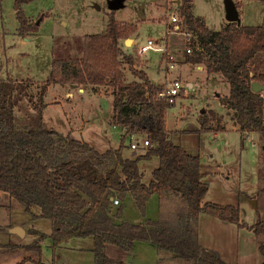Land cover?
I'll list each match as a JSON object with an SVG mask.
<instances>
[{"label": "trees", "instance_id": "trees-1", "mask_svg": "<svg viewBox=\"0 0 264 264\" xmlns=\"http://www.w3.org/2000/svg\"><path fill=\"white\" fill-rule=\"evenodd\" d=\"M32 1L13 3L18 33L24 37L36 33L39 26L25 15L24 6ZM194 2L181 0L178 6L180 31L193 35L186 61L202 64L208 72H221L229 82L230 93L221 100L234 110L242 137L264 134V91L252 88L254 81L264 83V24L228 22L214 31L193 13ZM136 31V25L110 17L103 33L83 37L79 53L58 57L54 52L50 71L35 94L29 91L34 84L30 79H0V199L9 197L29 212L37 206L40 212L33 217L51 223L50 234L35 232L38 239L26 248L40 251L39 243L45 238L58 244L92 236L94 264H130L107 256L105 246L114 245L132 255L138 241L152 243L160 254L172 255L180 264H228L200 244L199 217L207 213L252 230L259 264H264V217L257 211V221L247 225L242 223L239 205L205 201L209 184L203 179L200 155L187 152L168 133L166 114L172 103L158 96L164 87L151 80L144 68H136V57L122 45ZM126 69L133 76L130 80ZM51 84L90 86L93 91L110 88V124L127 133L148 135L147 150L128 157L123 144L102 151L71 132L44 127L43 98ZM200 124L203 131L220 127L207 118H201ZM153 157L160 159V165L146 184L139 162ZM263 191L261 185L259 193ZM153 194L162 201L177 202L171 219L165 213L156 220L120 218V201L126 195L144 214ZM115 198L118 205L113 204Z\"/></svg>", "mask_w": 264, "mask_h": 264}, {"label": "rangeland", "instance_id": "rangeland-1", "mask_svg": "<svg viewBox=\"0 0 264 264\" xmlns=\"http://www.w3.org/2000/svg\"><path fill=\"white\" fill-rule=\"evenodd\" d=\"M234 1L238 5L241 25L264 24V0ZM13 3L14 0H0V79H30L34 84L29 91L35 94L50 71L54 52L58 57H65L69 52L79 53L83 37L103 33L110 17L118 23L136 25L137 31L129 37L131 41L127 46L121 41L136 57V68H144L147 58L151 80L163 84L179 79L185 87L168 110L167 125L175 143L191 154L200 155L203 179L209 184L205 201L239 205L242 218L249 224L257 220V211L264 217V191L259 193L260 186H264V134L253 132L242 137L239 131L229 130L214 136L211 131H195L200 126L198 117L203 114L200 113L205 106L203 102L221 109L217 94L228 95L230 85L219 74L208 76L206 67L199 70L192 63H182L191 46L183 31L169 32L173 28L169 27L172 23L167 16L178 15V0H125L124 6L116 10L109 8L108 0H34L24 6V11L28 20L38 21L39 26L36 33L25 37L18 33ZM193 13L206 18L208 27L214 31L222 30L228 23L224 0H195ZM149 36L155 38L157 48H166L164 55L161 50L139 53V47ZM169 61L175 63V68L168 71ZM125 73L128 80L133 78L127 69ZM68 90L73 92L70 98L65 96ZM99 94L87 90L80 93L69 84L49 85L43 98L42 125L64 134L71 132L102 151L123 144V153L128 157H132L133 152H145L148 145L130 149L129 137L120 138V129L109 124L112 115L110 88H102ZM146 138L148 135L142 134L132 141L143 142ZM139 165L144 174L143 182L148 184L160 159H144ZM176 203L162 201L158 194H153L143 214L135 200L126 195L120 201L121 218L125 221L156 220L165 213L171 219ZM39 212L37 206L29 212L9 197L0 199V264H17L22 260L24 264H94L92 236L72 237L55 247L50 238H45L39 243L40 251L28 250L26 246L38 239L35 232H51L48 219L33 217ZM212 219L216 218L207 213L200 215L203 242L217 246L236 264H259L261 256L253 232L245 229L238 236L235 228H231L229 234L215 231L209 224ZM233 225L231 227H237ZM14 226L21 227L24 235L11 232ZM104 252L114 259L128 260L130 264H180L172 255L160 254L150 242H136L132 255L114 245H106Z\"/></svg>", "mask_w": 264, "mask_h": 264}, {"label": "crops", "instance_id": "crops-1", "mask_svg": "<svg viewBox=\"0 0 264 264\" xmlns=\"http://www.w3.org/2000/svg\"><path fill=\"white\" fill-rule=\"evenodd\" d=\"M168 16V15H167ZM205 20H206V18H205ZM207 22V21H206ZM172 24L169 26V27H171L172 28ZM133 42H135V40H133ZM143 44V43H142ZM124 45L125 46H127L126 44H125V41H124ZM132 47V46H131ZM131 47H129V48H131ZM170 49V46H169V44H167V49ZM168 49V50H169ZM169 52H170V50H169ZM164 53L165 52H163V55H164ZM172 53V52H171ZM163 57V56H162ZM182 61V63H188L187 61H186V57H185V59H183V60H181ZM148 59L147 58H145V65L143 66L144 67V69L147 71V67H148ZM195 65V64H194ZM197 66V68L199 69V70H202L205 66L204 65H202V64H197L196 65ZM167 70L169 71L170 69H169V67H167ZM208 71V70H207ZM208 76H210V75H214V74H219V75H221L222 76V78H224L225 79V77L223 76V74L221 73V72H215V71H213V72H208ZM210 78V77H209ZM208 78V79H209ZM155 82V81H154ZM156 84H159V85H162L163 87H166L169 83H171V82H168V83H157V82H155ZM165 84V85H164ZM193 84H189V86L191 87ZM71 86H75L76 87V91L77 92H80V93H84L86 90L88 91V92H90V93H92V94H96V95H100L99 94V92L101 91V89L102 88H99L98 89V91H93L92 90V88L90 87V86H77V85H71ZM48 89V88H47ZM104 90V89H103ZM67 93L65 94V96H68L67 98H70L69 96H73V92L72 91H70V90H68V91H66ZM229 95V94H228ZM225 96H227V95H221V94H217V99H218V101H219V104H220V106H219V108L221 107V109H218L217 107H214L213 105H211L210 103H205V102H203L204 104H205V106L202 108V110H201V112L200 113H203V114H205V116L204 117H201L202 116V114L200 115V117H198V120H199V118L201 119V118H207L208 120H209V123L211 124V125H214V126H220L219 127V129H216V130H214V131H211V132H214V136H217L218 135V133L219 132H221V131H229V130H237V131H239L240 132V126H239V124L237 123V121H236V118H235V112H234V110H232V109H229V108H227L224 104H223V102H222V97H225ZM66 98V99H67ZM178 98H180V97H177L176 98V100L173 102V103H175L176 101H177V99ZM194 98H196V99H198L197 98V96L195 95L194 96ZM172 103V104H173ZM209 105V107H206V106H208ZM168 110H169V108H168ZM168 110H167V114H168ZM207 110V111H206ZM206 111V112H205ZM167 114H166V125H167ZM112 116V115H111ZM111 118V117H110ZM109 118V119H110ZM82 120H84L83 118H82ZM108 122H109V120H108ZM199 122H200V120H199ZM110 124V123H109ZM115 127H118L119 129H120V138H126V137H128L127 136V132H126V130L124 129V128H122L121 126H115ZM167 130H168V133H169V135H170V137L172 138V134L170 133V129L168 128V125H167ZM195 131H197V132H207V131H203L202 129H201V124H200V126L195 130ZM249 134H251V133H248V134H246V135H249ZM173 140V139H172ZM174 141V140H173ZM177 144V143H176ZM180 145V144H179ZM141 146H143L142 145V141H141V145H140V147ZM139 147V148H140ZM138 148V149H139ZM185 149V148H184ZM137 150V149H136ZM188 152V151H187ZM142 153V152H141ZM144 153V152H143ZM190 153V152H189ZM133 155H136L137 154V152H133L132 153ZM195 155H197V154H195ZM205 175V174H204ZM254 198L256 199V196H254ZM36 214H38V213H36ZM243 217V216H242ZM121 218V217H120ZM216 218V217H215ZM122 219V218H121ZM199 219H200V217H199ZM123 220V219H122ZM137 220H142V219H137ZM146 220V219H145ZM145 220H142V221H145ZM213 221H210L209 222V224L210 225H212L213 227H214V230L215 231H222V232H227L228 234H229V232L228 231H231L232 229L231 228H235V230H236V234L239 236L240 234H241V232L243 231V230H245V229H247L248 231H250V232H253L252 230H250L248 227H240V226H238L237 224H235L234 223V225L235 226H237V227H231V224H233V223H227V222H223L222 220L221 221H217V220H220V219H218V218H216V219H212ZM257 221V220H256ZM255 221V222H256ZM222 222V223H221ZM255 222H253V223H251V224H249L247 221H245L243 218H242V223H245V224H247V225H253ZM233 225V226H234ZM236 228H238V229H236ZM200 229V228H199ZM254 234V233H253ZM69 240V239H68ZM68 240H66V241H62V242H60V243H58V244H53L52 246L53 247H55V246H58L59 244H61V243H63V242H67ZM239 240V239H238ZM251 240H254V238H252ZM199 241H200V244L202 245V246H204L205 248H207L208 250H210V251H212L213 253H215V254H217L223 261H225L226 263H228V264H236L235 263V261L234 260H231V258H229L228 256H227V254H224L223 252H222V250H220V248H218L217 246H215V245H213V244H208V242H203V240L201 239V236H200V230H199ZM94 246V245H93ZM93 249V248H92Z\"/></svg>", "mask_w": 264, "mask_h": 264}, {"label": "built area", "instance_id": "built-area-1", "mask_svg": "<svg viewBox=\"0 0 264 264\" xmlns=\"http://www.w3.org/2000/svg\"><path fill=\"white\" fill-rule=\"evenodd\" d=\"M168 18L170 19L171 23H172V28L173 30L169 31V32H182L179 29V22L181 21L180 17L177 14H171L168 15ZM186 35V39L188 41H191L193 35L191 32H183ZM156 40L155 38L149 36L146 39V42L143 43L140 47H139V53L140 54H145L146 52H148L149 50H161L163 52H166V48L165 49H161V48H157L155 46ZM187 52H191V48H187ZM168 56L172 59L173 57L168 53ZM169 69H173L175 68V63L173 61H169V65H168ZM185 90L184 85L182 84V82L179 79L174 80L173 82L169 83L166 87H164L163 90H161L158 94L159 98L161 99H167L168 102L173 103L176 98L181 94L182 91ZM127 136L130 139V144H129V148L130 149H138L141 145V142L139 141H132L133 139H135L137 136V134L135 133H128ZM142 145L147 146L150 145V139L146 138L143 140ZM113 204L118 205L119 204V200L118 198H115L113 200Z\"/></svg>", "mask_w": 264, "mask_h": 264}, {"label": "water", "instance_id": "water-1", "mask_svg": "<svg viewBox=\"0 0 264 264\" xmlns=\"http://www.w3.org/2000/svg\"><path fill=\"white\" fill-rule=\"evenodd\" d=\"M125 0H108L109 8L112 10L119 9L124 6ZM180 3L181 0H178ZM225 8H226V18L228 22H238L239 21V11L236 6V3L234 0H224ZM131 41V38H127L125 40V44L127 45L128 42ZM252 88L255 92H262L264 91V83H261L259 81H254L252 83ZM139 221V220H137ZM11 232L16 233L18 235H24V231L21 227L14 226L10 229Z\"/></svg>", "mask_w": 264, "mask_h": 264}]
</instances>
